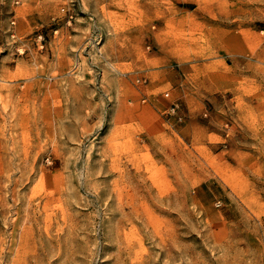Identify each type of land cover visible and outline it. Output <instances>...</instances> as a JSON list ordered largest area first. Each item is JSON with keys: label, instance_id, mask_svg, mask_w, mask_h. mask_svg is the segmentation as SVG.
Masks as SVG:
<instances>
[{"label": "rangeland", "instance_id": "obj_1", "mask_svg": "<svg viewBox=\"0 0 264 264\" xmlns=\"http://www.w3.org/2000/svg\"><path fill=\"white\" fill-rule=\"evenodd\" d=\"M0 264H264V0H0Z\"/></svg>", "mask_w": 264, "mask_h": 264}, {"label": "built area", "instance_id": "obj_2", "mask_svg": "<svg viewBox=\"0 0 264 264\" xmlns=\"http://www.w3.org/2000/svg\"><path fill=\"white\" fill-rule=\"evenodd\" d=\"M174 108H175V106L172 109H174Z\"/></svg>", "mask_w": 264, "mask_h": 264}]
</instances>
